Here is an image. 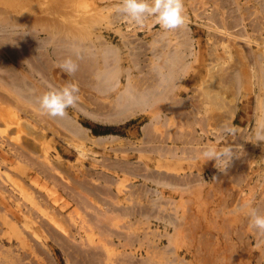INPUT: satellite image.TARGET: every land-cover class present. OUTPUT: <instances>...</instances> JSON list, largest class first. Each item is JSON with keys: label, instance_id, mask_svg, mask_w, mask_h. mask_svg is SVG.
Segmentation results:
<instances>
[{"label": "rangeland", "instance_id": "rangeland-1", "mask_svg": "<svg viewBox=\"0 0 264 264\" xmlns=\"http://www.w3.org/2000/svg\"><path fill=\"white\" fill-rule=\"evenodd\" d=\"M120 3L121 0H0L1 59L3 57L9 63L13 55L18 58L16 53L23 55V49L14 45L21 39L33 42L25 43L26 49L29 44H37L34 50H28L29 54H33L31 57L43 51L49 55L59 51L62 46H56L61 40L86 43L85 46L103 40L119 50L123 69L130 70L133 83H138L145 81V78L147 80V71H151V50L161 46L156 41L165 34H169V37H164L167 41L170 38L167 51L172 48L183 54L190 51L192 56L197 52L195 59L191 55L186 57L190 68L179 82L176 81L178 91L175 90L174 94L176 99L186 100L189 106L194 103L193 96L199 95L198 103L204 105L205 109L207 107V116L199 114L191 118L187 112L184 116L186 119L176 114L173 117L171 113L165 112L167 103L162 101L160 103L163 105L159 104L156 112L166 116L158 118L157 131L151 129V141L145 140L141 133L149 116L111 128L96 122L90 123L84 117L78 118L80 125L95 138L114 136L125 144L131 142L134 147L142 149L164 146L174 151L173 148H176V156L171 153L172 156L168 155L166 159L161 156L157 163L170 166L171 171L167 173L170 176L167 177L190 181H186L184 186L174 182L159 186L152 183L151 179H124L120 174V178L115 177L118 182L116 185L84 179H90L87 183L92 187L96 184L101 188L102 183L105 188L101 190L109 191L108 194L105 191L91 194L78 187L77 182L83 178H76L74 173L77 170L74 167L82 166L80 172L86 169L95 176L102 172L101 148L87 144L91 147L89 151L95 154L87 152L89 156L79 160L72 147L77 142L68 141L65 132L58 126L49 125L51 128L48 132L41 131V127L38 128L40 132H31L25 126L24 118L12 115L7 111L9 108L0 104V115L5 120L0 125V155L3 157L0 156V264H264V235L252 227L248 215L250 208L264 214V141H258L255 135L264 129V123L260 122H264V87L261 86L264 79L260 77L264 59L260 61L257 58L264 49L253 44L248 48L242 46L240 41L222 35H219L223 38L219 37L218 44L212 45L208 38L209 25H216L217 21L216 26H220L221 30L226 27L231 35L243 37L245 34L251 41L262 45L264 0H184L187 22L180 28L184 34L188 33L186 35L193 44L187 49L179 44L181 38L175 32H179L180 28L165 30L155 16H148L142 25H136L118 10L117 5ZM212 13L216 17L210 20ZM127 41L132 43L126 45ZM222 43L229 45V61L219 45ZM70 49L66 50V54L77 60L74 54L77 51L72 52ZM59 54L51 56L53 72H45L47 75L43 73L45 78L41 82L39 80L43 94L50 87L62 88L66 82H74L78 87L80 85L79 79L61 70L59 65L62 61L56 59ZM64 58H68L67 55ZM212 58L218 59V71L213 73L219 77L218 82L215 80L216 85L207 70ZM255 59L258 60L255 62ZM259 62L261 65L258 67ZM30 63L34 65L32 61ZM29 67L30 64L23 61V71L19 70L21 76L29 79L28 74L33 72ZM233 71L237 73L234 74L237 78L239 76L235 82L230 79ZM51 77L52 80H49ZM120 78L123 82V78ZM233 84L237 86L233 87ZM79 88L83 89L84 86L81 84ZM87 90L86 96L91 95L109 104L105 95H96L90 87ZM207 93L208 96H205ZM190 98L193 99L192 103ZM72 108L75 109L70 107L67 112H74ZM36 119L40 123L41 118L37 116ZM169 138L175 139V144ZM26 142L35 145L36 156L29 152L25 154ZM44 144L46 147L42 146ZM225 144L231 145L236 154L230 166L223 170L216 166L214 160L206 161L202 153L208 147L220 148ZM87 146L86 149H89ZM43 150L46 152L45 157L66 168L69 176L76 179L75 182L59 175L58 170L54 173V168L47 166L39 157ZM179 151L182 153H177ZM146 152L145 156L151 158L152 162L159 156L150 154L149 150ZM135 157L136 153H132L129 160L138 161ZM145 160L138 162L142 164ZM92 163L97 164V167L90 168ZM149 171L152 173L155 170L150 167ZM141 187L142 190L146 187L152 191L156 189L160 192L159 197L144 194ZM152 202H157V205L154 203L156 206L153 207Z\"/></svg>", "mask_w": 264, "mask_h": 264}, {"label": "bare ground", "instance_id": "bare-ground-1", "mask_svg": "<svg viewBox=\"0 0 264 264\" xmlns=\"http://www.w3.org/2000/svg\"><path fill=\"white\" fill-rule=\"evenodd\" d=\"M213 16L216 17V15L214 13H212V15L209 16V19L211 20V17L213 19ZM122 18H123V16H122ZM186 18H187V16H186ZM186 22H187V20H186ZM215 23H216V25H218L217 21H215ZM216 25L211 24V27H210V25L208 27L210 32H208L209 37L208 36L207 37L211 40L212 45L218 44L219 37L225 36V37H227V39H234V40L240 41L241 45L243 44V45L247 46L248 48H249L250 44H253L258 48L264 49V39L259 38L260 41H262V45H261V43H257L256 41H251L249 39V37L246 36L245 34L243 37L241 35H240V37H236V36L231 35L232 34L231 32L228 33L227 32L228 30L226 27H224V29L221 30L219 28L220 26L218 27ZM220 25L222 26V24H220ZM182 27H184V26H182ZM227 27L229 28L228 24H227ZM231 27H233V26H231ZM255 29L256 28H254V31H255ZM256 31H257V29H256ZM72 32H73V30H72ZM175 32H176L177 36L179 38H181V42L179 44H181L185 49H187V47H190L193 45V44L191 45L192 41L190 38H188L189 36L186 35L188 33L184 34L183 29L181 30V28H180L179 32L176 30H175ZM257 34H260V33H257ZM165 35H167L169 37V34H165ZM165 35L163 37L161 36L162 37L161 40L156 41V42H160L161 46L158 48L154 47V49L151 50V71H150V73H149V70L147 71L148 73L146 72L147 73L146 74L147 80L145 78V81H141L138 83H133L134 79L131 76L130 70L123 69L124 67L121 64L122 63V57L120 56L119 50L113 46L107 45L103 40L102 41L100 40L99 43H97V44L95 43V45L93 42V45L91 44L92 46H89V45L85 46L86 43L83 44L80 41H79L80 43H78V41H75L76 42L75 43V42H70L68 40L59 41V43H57L59 45H57L56 47L62 46V48H60L59 51H56V52L53 50L54 53L53 52L52 53L54 55L56 53H58V54L60 53L56 59L59 61H63L64 59H66V58H64L66 55H67V57H69V54H66L67 53L66 50H68V48H71L70 51H72V52H73V50L77 51V53H78L77 58L78 59L76 60V62L78 63L79 67H78V71L73 75V77L79 79L78 81L80 82V85L82 84L84 86L83 89L79 88V93H78V95L81 99V102H77V105L74 107L75 109L72 108V110L74 112H72V113L67 112V115H65L64 117L48 116V115L43 113V110L40 108V105H39V98L43 95V91H42L43 88L40 86L41 84H39V80L41 82V79L45 78L43 73L46 72V73L51 74L50 72H53V71H51V67L53 65L50 62V59H51V56H54V55H52V53L49 55V53H46V51L45 52L43 51V52L39 53L38 55H36L35 57H31L33 54L32 53L29 54L28 50L29 49H31L30 51L34 50L36 47H38L37 44L34 43L33 45H31L33 43V42H31V40L30 41H26V40L24 41L21 39V40L17 41L16 43H14V45H18L21 47V49L25 50V51H23V50L21 51L23 55L15 52L16 53L15 56L18 58H14V55H13V59L11 58L12 62H9V63L5 62L3 57L1 59V56H0V104L5 106L6 108H9V110H7V111L10 112L12 115L17 116V117L21 116V118H24L25 119V126L31 132L37 133L39 131V129H38L39 127H41L40 128L41 131L48 132L49 129L51 128V127H49V125L50 126H54V125L58 126V128L62 129L65 132L64 134H66V137L69 139L68 141L77 142V144L73 145L72 147L75 149L79 160H82L86 156H89V154H86L87 152H91V151H89L91 149V147H89V146L101 148L103 150V153L101 154L102 155L101 159L102 158L103 159L100 162L101 163L100 167H101L102 172H99L96 176L93 175L94 173L92 174V172H89V170H86V169H83L80 172L79 168L80 167L82 168V166L74 167L77 170V172H75V173L73 172L75 174L76 178L77 177L83 178V179L79 180L77 182V184H78V187L80 189H83L84 191L90 192L91 194L93 192L96 194V192H99V191L107 192L106 189L101 190L102 188H105L101 185L102 183L100 184L101 188L99 186H96V184L94 185L95 187L94 186L92 187L90 184L87 183V181H89L90 179L87 181H85L84 179L91 178V180H95V181L101 180V182H103L105 184H111V185L115 184L116 185V183H118V182L115 179V177H119V174L124 179H126V177H131V178L140 177V178L146 179V180L151 179L152 183L159 185V186H161L164 183L169 184L172 182L180 183V185L184 186L185 185L184 183L186 181H190V179L189 180L186 179V181H185V179L177 180V178L175 179V177H167V175H168L167 173H169V171H171L170 166L168 167L165 164L162 166L160 163H157L159 161L158 159H160L161 156H164L165 159L167 158L166 156H168V155L169 156H172V155L176 156V154L174 153L176 148L172 147L173 149H175L173 151L170 148L165 149L164 146L160 147L158 145L159 147H157V148L154 147L153 149H151V147L150 148L147 147L149 149H147V148L142 149L140 147H134V144H132L131 142L130 143L127 142L128 144H125L122 142V140H120L119 138L114 137V136L99 137V138L96 137L95 138V137H92L90 135L89 130H87L83 126H81L79 121H78L79 117H84L90 123L96 122V123H99L101 125H104V127H110L111 128V127L123 126L133 119L142 118L143 116H149L148 122L141 129V133H142V136H144L145 140L147 138V139H149V141H151V139L153 138V137L151 138V129L152 130L154 129L157 131V126L160 122L158 120V118L160 119V117H162L163 115L166 116V114H164L162 112L160 114L158 112H156L157 106L159 107V104L163 105L162 103H160L162 101L167 103L165 112L171 113L173 117L176 114V116L178 115L179 118L181 116L184 118V116L187 112H189L188 114L191 116V118H192V116L197 117L199 114H201V115L205 114L206 115L207 114V111H206L207 107L205 109L203 107L204 105H200V103H198L199 95L195 94L196 96H193L194 97V103H192V101H191L192 98H190V101L192 103V105L190 103L191 106H189V103H187L186 100H183L181 98L176 99L177 96L174 94V92H176L175 90H177V87H175L176 81L179 82L178 80H180V78L182 76H185L187 71H189L190 66H188V63L186 62L185 59H186V57H189V55H191L192 52L189 51L188 54H183V52H181V51L178 52L176 49L173 50V48L170 51H167V48H168L167 44H168V41L170 42V38H168V41H167L166 38H164ZM219 35H222V36H219ZM256 36H258V35H256ZM32 38H34V37H32ZM99 38L101 39V37H99ZM46 39H48V38H46ZM43 41L45 42V40H43ZM27 42L31 43V44H29L30 46L28 45L29 46L28 49H26L27 44H25ZM95 42H97V41H95ZM130 42L131 41H129L126 45H129ZM235 43H236V41H235ZM43 44H45V43H43ZM48 44H49V42H48ZM236 44H238V43H236ZM14 45H12V46H14ZM126 45H124V46L126 47ZM219 45L221 46V49L223 50V52L225 54L226 60L229 61L231 59V57H230L231 53L229 50L230 49L229 45L226 46L223 43L219 44ZM97 46H99V47H97ZM1 47H3V45L0 42V48ZM6 47H7V45H6ZM212 49H214V48H212ZM188 50H189V48H188ZM261 52H262V54H264V50H262ZM77 53H74L75 56H77ZM184 53H185V51H184ZM61 54L62 55L64 54V55L60 56ZM74 54H71V55L74 56ZM208 54H210V53H208ZM212 54H213V52H212ZM262 54L261 55L256 54L258 56L257 58H259L260 61H262V59H264V57H262ZM82 56H84V58ZM85 57H88L87 60H85ZM196 57H197V52L194 56H192V58L195 59ZM22 58L25 60H23ZM254 58H256V57H254ZM19 59L25 61V63L30 64L31 67H29V68H32L33 72H31V71H30V73L28 72L29 73L28 75L31 78L29 77V79H28V78H25L24 76H21L22 74L19 72V70L23 71V69H21V65H22L23 61H18ZM257 60L258 59H255V62ZM31 61L34 63V65L30 63ZM217 61H218L217 58H212V64L210 63L208 65V69H207L208 73L210 75H212V78L214 79V83H215V80H216V82H218V79H219V77L217 75L215 76L213 74L215 72L217 73V71H218V69H216ZM255 62H254V64H255ZM133 65H134V63H133ZM260 65L261 64L259 62V65H257V66L259 67ZM215 69H216V71H215ZM26 70L27 69H25V71ZM248 70H249V68H248ZM260 71H263L262 75L260 77H262L264 79V65H263V67H261ZM149 74H151L150 77H149ZM234 74H237V73H234V71L232 73H230V79H232L231 80L232 82H235V80L237 78V75H234ZM120 77L123 78V80H124L123 82H121ZM237 79L239 80V76ZM49 80H52V77ZM240 80H241V78H240ZM261 82H264V81H261ZM49 83H50V81H49ZM210 84H212V83H210ZM261 84H262L261 86L263 88L264 84L263 83H261ZM53 85L51 84V86H53ZM60 85L63 86L62 83H60ZM80 85H79V87H80ZM215 85H216V83H215ZM233 85H231V86H233V87L237 86V84H233ZM253 86H254V84H253ZM59 87L61 88V86H59ZM88 87L92 88L94 90V92H96V95H101V94L105 95L104 98L109 99V104L103 103L100 101V99L97 100V98L95 99L91 95L86 96L85 93H87ZM182 88H184V87H182ZM262 88H260L259 90H261ZM204 95L208 96V93H207V95L206 94H204ZM81 97H83V98H81ZM95 97H97V96H95ZM261 100L262 99H260V101ZM201 101L203 102L202 104H204V100L201 99ZM262 101H264V100H262ZM258 103H259V100H258ZM259 105L260 104H258V107H260ZM160 107L162 109V106H160ZM164 109H165V107H164ZM173 111L176 112V113L174 112V115H173ZM262 112H263V109H262ZM189 115H186V116L189 117ZM37 116L41 118L40 123H39V120L36 119ZM43 117H45V118H43ZM182 117H181V119H182ZM188 117H187V119H188ZM204 118L206 119V117H204ZM262 118L264 120V117H262ZM184 119H186V117ZM2 122L5 123V120H3V118L0 115V125H3ZM41 122H44V124L42 123V125H41ZM188 122H190V121H188ZM256 122H258V121H256ZM260 122L264 123L261 120H260ZM260 126L263 127V124L262 125L260 124ZM180 128H181V126H180ZM258 128L259 127H257V129ZM216 133H217V131H216ZM219 139H220V137H219ZM170 140H172L171 142L175 144V139H170ZM246 140H247V138H246ZM87 144L89 146H87ZM45 145L46 144H44L42 146L46 147ZM34 146L35 145H32L30 143H27L26 145L24 144V149L27 148L26 149L27 153H25V152L24 153L28 154V152H29V154H35L34 151H35L36 147H34ZM86 146L89 147V149H86ZM146 150H149V153L153 154L155 156L159 155L158 157L154 158V159H156L155 160L156 162L155 161L152 162L151 158L145 156ZM108 152L111 154H109ZM180 152L181 151H179L177 153H180ZM40 153L42 155H40L39 157L43 159V162L47 166L50 165L54 168V171H55L54 173H56L58 170L59 175L62 174L63 176H65L64 178H66L67 180H70L73 178V177L71 178V176H69V173L66 171V168L61 167L62 166L61 164H57V163H53V161L52 162L49 161V158L45 157L44 153H46V152H44V150L40 151ZM91 153L95 154L93 151ZM132 153H136L135 158L138 161L141 160V162H142V160H145V159L147 161L146 160L143 161L142 164H140V162H138V161L131 162L129 160V157L132 155ZM170 153L172 155H170ZM35 156H36V154H35ZM1 158H3V157L1 156ZM172 158H174V157H172ZM81 162H83V161H81ZM237 162H238V160H237ZM59 163H61V162H59ZM41 165H42V163H41ZM95 167H97V164H95V163L90 164V168L94 169ZM150 167H151V169H153L155 171L154 172L152 171V173H151V171H149ZM40 169H42V168H40ZM93 172H96V171H93ZM160 172H162V173H160ZM59 175H58V177L61 178V176H59ZM86 175H87V177H86ZM168 176H170V175H168ZM72 180L75 182L76 179L74 178ZM106 186L108 187V185H106ZM142 187H141V192H144V194L159 197L160 192L155 191L156 189L154 191H152L153 189L149 190V188L146 187V188H144V190H142ZM117 189L119 190L118 186H117ZM246 189H248V188H246ZM110 192H111V190H110ZM90 193H89V195H91ZM108 193H109V191L107 192V194ZM95 194H94V196H95ZM156 201H158V200L156 199ZM154 203L155 202H152L151 205L152 206L155 204L157 205V202L155 204ZM155 206H153V207H155ZM146 209L148 211V206L146 207ZM150 211H151V208H150ZM172 224H173V220H172ZM174 225H175V227H177L176 222L174 223ZM3 258H4V256H3Z\"/></svg>", "mask_w": 264, "mask_h": 264}, {"label": "clouds", "instance_id": "clouds-1", "mask_svg": "<svg viewBox=\"0 0 264 264\" xmlns=\"http://www.w3.org/2000/svg\"><path fill=\"white\" fill-rule=\"evenodd\" d=\"M118 10L124 14L129 22L142 25L148 16H155L161 28L174 30L185 25L184 0H121L117 5ZM78 57V53H77ZM59 67L68 76H73L78 71V63L71 56L64 59ZM79 87L74 82H66L62 88L50 87L39 98L40 108L43 113L51 117H64L67 109L75 107L80 97ZM257 140L264 141V129L257 132ZM236 152L231 145L223 147H208L202 153L206 161L214 160L218 168L227 169ZM250 223L260 235H264V214L255 208L248 211Z\"/></svg>", "mask_w": 264, "mask_h": 264}]
</instances>
